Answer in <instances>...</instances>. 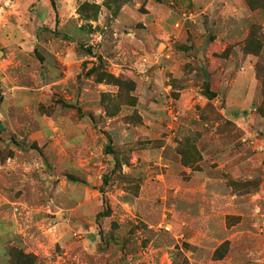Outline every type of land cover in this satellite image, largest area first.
<instances>
[{
    "label": "rangeland",
    "instance_id": "obj_1",
    "mask_svg": "<svg viewBox=\"0 0 264 264\" xmlns=\"http://www.w3.org/2000/svg\"><path fill=\"white\" fill-rule=\"evenodd\" d=\"M54 1L0 0V264H264V0Z\"/></svg>",
    "mask_w": 264,
    "mask_h": 264
},
{
    "label": "trees",
    "instance_id": "obj_2",
    "mask_svg": "<svg viewBox=\"0 0 264 264\" xmlns=\"http://www.w3.org/2000/svg\"><path fill=\"white\" fill-rule=\"evenodd\" d=\"M49 1H50L51 6L53 7V9H55V1L54 0H49Z\"/></svg>",
    "mask_w": 264,
    "mask_h": 264
},
{
    "label": "crops",
    "instance_id": "obj_3",
    "mask_svg": "<svg viewBox=\"0 0 264 264\" xmlns=\"http://www.w3.org/2000/svg\"><path fill=\"white\" fill-rule=\"evenodd\" d=\"M26 1H31V0H26Z\"/></svg>",
    "mask_w": 264,
    "mask_h": 264
}]
</instances>
